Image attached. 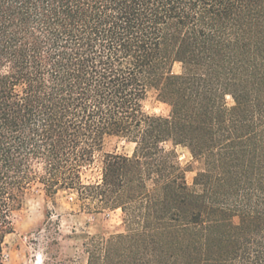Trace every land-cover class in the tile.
<instances>
[{"label":"trees","instance_id":"16d2710c","mask_svg":"<svg viewBox=\"0 0 264 264\" xmlns=\"http://www.w3.org/2000/svg\"><path fill=\"white\" fill-rule=\"evenodd\" d=\"M34 187L120 210L86 264H264V0H0V264Z\"/></svg>","mask_w":264,"mask_h":264},{"label":"rangeland","instance_id":"374dc122","mask_svg":"<svg viewBox=\"0 0 264 264\" xmlns=\"http://www.w3.org/2000/svg\"><path fill=\"white\" fill-rule=\"evenodd\" d=\"M172 71L180 73V64H174ZM143 110L150 116L168 117L170 113V107L155 91L148 93ZM162 146L175 150L179 163L187 170L186 183L192 187L196 173L202 169L201 163L193 160L182 146L173 147L170 142ZM133 150L134 144L122 138H106L93 163L83 169V182L100 179L104 154L131 156ZM13 224L14 233L6 238L3 246L5 264H86L85 246L91 237L107 238L125 229L120 210L88 213L72 192L60 191L51 198L41 187H34L28 194Z\"/></svg>","mask_w":264,"mask_h":264}]
</instances>
